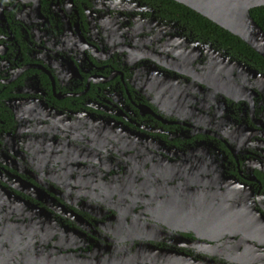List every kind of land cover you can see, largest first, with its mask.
<instances>
[{
    "label": "flooded vegetation",
    "instance_id": "af4514ba",
    "mask_svg": "<svg viewBox=\"0 0 264 264\" xmlns=\"http://www.w3.org/2000/svg\"><path fill=\"white\" fill-rule=\"evenodd\" d=\"M189 9L0 0V264H264V62Z\"/></svg>",
    "mask_w": 264,
    "mask_h": 264
},
{
    "label": "water",
    "instance_id": "95a60500",
    "mask_svg": "<svg viewBox=\"0 0 264 264\" xmlns=\"http://www.w3.org/2000/svg\"><path fill=\"white\" fill-rule=\"evenodd\" d=\"M239 36L249 46L264 57V30L252 16L253 7L264 5V0H177ZM238 220V213H230ZM224 213V219H230ZM233 218L231 221H234ZM179 264H208L205 260H186Z\"/></svg>",
    "mask_w": 264,
    "mask_h": 264
},
{
    "label": "trees",
    "instance_id": "16d2710c",
    "mask_svg": "<svg viewBox=\"0 0 264 264\" xmlns=\"http://www.w3.org/2000/svg\"><path fill=\"white\" fill-rule=\"evenodd\" d=\"M189 10L192 14L199 17V19H204L207 22V28H208L209 34H211L214 37H216V36L220 37V40L224 44L232 45V46L238 48L239 50L244 51L247 54L250 53L260 62H264V58L262 56H260L255 50H253L250 46H248L238 36H235L234 34L230 33L226 29L220 27L219 25L215 24L211 20H209V19L203 17L202 15H200L199 13L195 12L194 10H192V9H189ZM251 12H252L254 18L257 20V22L264 29V5L252 9Z\"/></svg>",
    "mask_w": 264,
    "mask_h": 264
}]
</instances>
